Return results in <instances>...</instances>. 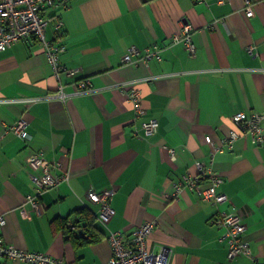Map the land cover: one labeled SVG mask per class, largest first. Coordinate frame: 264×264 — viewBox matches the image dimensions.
<instances>
[{
	"label": "crops",
	"instance_id": "0c3cea01",
	"mask_svg": "<svg viewBox=\"0 0 264 264\" xmlns=\"http://www.w3.org/2000/svg\"><path fill=\"white\" fill-rule=\"evenodd\" d=\"M249 1L251 17L244 0H69L44 14L46 40L65 48L56 71L32 37L1 52L5 243L66 264H106L111 232L129 243L134 230L154 222L147 245L167 248L169 264H264V143L249 134L224 141L236 112L264 115V0ZM186 26L194 55L171 40ZM131 46L140 56L122 64ZM154 46L160 59L145 62L143 51ZM68 69L78 72L69 76ZM81 81L87 87L76 93ZM58 90L69 94L66 101L55 97ZM133 91L143 114L133 107ZM24 97L42 100L7 102ZM19 118L27 139L11 130ZM152 120L157 129L146 137L142 124ZM38 151L52 163V176L68 178L37 194L30 174L39 171L27 160ZM212 174L222 179L215 189L226 196L221 206L202 202L184 180L198 177L203 190ZM89 190L110 192L113 214L103 222L99 206L86 199ZM83 209L94 213L91 229L101 237L87 245L67 239L62 228ZM223 211L240 215L250 256L227 258L225 230L216 223ZM71 228L70 235L82 232ZM0 264L27 263L0 256Z\"/></svg>",
	"mask_w": 264,
	"mask_h": 264
},
{
	"label": "built area",
	"instance_id": "2783aa9c",
	"mask_svg": "<svg viewBox=\"0 0 264 264\" xmlns=\"http://www.w3.org/2000/svg\"><path fill=\"white\" fill-rule=\"evenodd\" d=\"M69 0H0V53L6 51L10 46L19 41H24L29 37L34 38L41 49L44 51L49 65L56 71L58 54L64 51V46L59 43H54L46 40L45 33L48 25V20L44 15L46 9H50L55 5H60ZM245 1L244 13L247 17L252 16V10L249 0ZM187 26L183 32L176 33L172 38V43L183 44L185 50L190 55L195 54V46L188 34ZM251 51V48H249ZM159 50L154 46L143 51L144 61L155 57L158 60ZM140 56L137 48L131 46L122 55L120 62L122 64H132L133 59ZM78 72L76 69L66 70L69 76L75 75ZM87 82L81 81L77 86V91L86 89ZM69 94L58 90L55 97L63 100L68 99ZM138 94L133 91L130 93V99L133 101V107L138 114H143L145 111L141 107ZM42 100V98L24 97L10 100L7 102H16L30 105ZM264 119L263 114L253 113L247 116L244 112H236L232 116L234 129L231 130L225 138V143L233 144L243 134H249L251 139L256 144L264 143V128L260 126V121ZM156 121H148L142 124L143 135L149 137L154 134L157 129ZM13 134L22 139L29 138L27 132V122L23 118L19 120L11 128ZM210 143V139L206 138ZM28 166L32 170H38L39 174H30L31 182L38 193L45 192L61 182L66 181L68 174L61 176H52L50 170L52 163L45 159L43 152L38 151L29 155L27 160ZM201 167V166H199ZM202 171V170H201ZM200 171V172H201ZM210 186L200 190L198 186V177L185 176L184 180L189 189H195L202 202H212L217 206L226 203V196L216 193V187L221 184L222 179L218 175L210 176ZM178 190V187H177ZM110 192L96 193L89 190L86 193V199L90 203L99 206V221L103 222L113 214V209L109 204ZM32 208L39 213L35 198L27 197ZM217 225L224 228L222 237L226 238L228 245L227 258L234 259L239 255L250 256L249 244L243 239L242 235L245 232V225L241 223V217L237 213L221 212L220 219L216 221ZM5 224V220L0 215V256L9 260L21 261L27 264H66L62 259H55L43 253L25 251L8 245L2 238L1 229ZM71 226V223H68ZM154 222H145L131 234L129 243L124 241V234L121 231L111 232L108 236V241L111 246V257L106 264H169V250L165 247H160L158 252L149 249L147 239L154 229ZM257 264V263H256Z\"/></svg>",
	"mask_w": 264,
	"mask_h": 264
},
{
	"label": "trees",
	"instance_id": "16d2710c",
	"mask_svg": "<svg viewBox=\"0 0 264 264\" xmlns=\"http://www.w3.org/2000/svg\"><path fill=\"white\" fill-rule=\"evenodd\" d=\"M44 14H45V11H44ZM54 43H57V42H54ZM76 214L77 216L75 217V219L71 220V225L73 226H68L66 220L64 221V224L62 225V228L64 230L63 234L66 236V238L70 239L75 244L77 243V244H83V245L95 243L98 240H100L101 237H97L98 235H96V233L91 229L96 219L94 213L90 211L89 209L87 210L83 209V210L77 211ZM81 222H83V225L80 224ZM71 227H80L82 232L79 235H75V236L70 235L71 234L70 229H72Z\"/></svg>",
	"mask_w": 264,
	"mask_h": 264
}]
</instances>
